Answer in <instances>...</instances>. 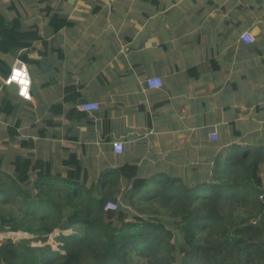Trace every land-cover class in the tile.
<instances>
[{
	"label": "crops",
	"instance_id": "1",
	"mask_svg": "<svg viewBox=\"0 0 264 264\" xmlns=\"http://www.w3.org/2000/svg\"><path fill=\"white\" fill-rule=\"evenodd\" d=\"M51 13L72 26L54 31ZM0 14L41 37L15 55L0 53L31 78V98L22 99L0 74L6 172L17 156L63 171L74 154L87 184L127 163L142 177L192 184L235 145H264V0H0ZM85 103L98 108L81 110Z\"/></svg>",
	"mask_w": 264,
	"mask_h": 264
},
{
	"label": "trees",
	"instance_id": "2",
	"mask_svg": "<svg viewBox=\"0 0 264 264\" xmlns=\"http://www.w3.org/2000/svg\"><path fill=\"white\" fill-rule=\"evenodd\" d=\"M49 25L57 32L72 22L51 13ZM40 38L35 28L22 29L18 19L6 22L0 14V53L15 55ZM9 72L0 57V74ZM3 105L13 113L9 100ZM52 109L63 112L61 104ZM19 123L8 128L10 137ZM263 163L264 145H235L216 158L208 179L192 184L142 177L129 163L87 184L74 154L62 160L63 171L31 156H17L11 173L0 162V231L29 235L0 241V264H264ZM111 200L117 207L106 209ZM233 207L260 217L256 237L247 218L230 213ZM160 212L179 220L185 244L177 239L173 246L163 219L146 216ZM53 233L55 247L48 242Z\"/></svg>",
	"mask_w": 264,
	"mask_h": 264
},
{
	"label": "rangeland",
	"instance_id": "3",
	"mask_svg": "<svg viewBox=\"0 0 264 264\" xmlns=\"http://www.w3.org/2000/svg\"><path fill=\"white\" fill-rule=\"evenodd\" d=\"M8 59V57H6ZM38 79L40 78L39 73L37 74ZM36 91L38 92L39 95H42L43 90L41 89V87L39 86V84L37 83L36 86ZM260 175L264 181V163L261 164L260 166ZM115 208L117 207V202L116 201H110ZM121 203V202H120ZM123 205V203H121ZM230 213H232L235 217L236 220H240V218H247L248 219V225L251 226V232H252V236L256 237L257 236V232H258V225H259V218L260 217H255L254 215H250L248 211H246L244 208L241 207H233L230 211ZM156 216L159 215L162 219L164 224L168 227L169 230L172 231V235L173 238L171 239V243L173 246H175V242L177 241V239L179 240L178 242L185 244L182 240V236L183 233L180 232V230L178 229V224H179V220L175 219L173 217H171L170 215H167L166 213H157V214H147L146 216ZM56 235V233H53L49 238H48V242L52 244L53 247H55V241H54V236ZM25 236H29L27 233L24 232H7V231H0V241H4L6 238H12L14 240L19 239L20 237H25ZM174 238H176L174 240ZM133 264H141V261H138L136 259L132 260Z\"/></svg>",
	"mask_w": 264,
	"mask_h": 264
},
{
	"label": "built area",
	"instance_id": "4",
	"mask_svg": "<svg viewBox=\"0 0 264 264\" xmlns=\"http://www.w3.org/2000/svg\"><path fill=\"white\" fill-rule=\"evenodd\" d=\"M5 83L7 84H15L17 86V93L22 99H30L31 98V78L30 75L25 68L24 64H16L13 65L10 69L9 75L5 79ZM147 83L151 87H158L160 86V82H156L153 79H148ZM98 105L94 103H85L80 105V109L84 111H89L93 109H97ZM211 139H216V132L210 133ZM112 147L117 152H121L122 144L118 141H114L112 143ZM105 208L115 209V206L108 201L106 203Z\"/></svg>",
	"mask_w": 264,
	"mask_h": 264
}]
</instances>
